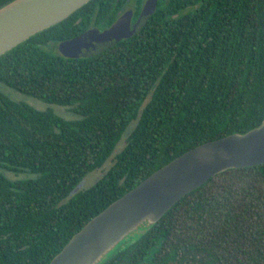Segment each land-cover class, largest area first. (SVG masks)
I'll return each instance as SVG.
<instances>
[{
  "label": "trees",
  "instance_id": "1",
  "mask_svg": "<svg viewBox=\"0 0 264 264\" xmlns=\"http://www.w3.org/2000/svg\"><path fill=\"white\" fill-rule=\"evenodd\" d=\"M127 2L89 0L0 55V81L47 102H76L82 116L69 121L0 92V168L36 175L10 179L0 169V264H47L154 170L264 118V0H158L140 29L94 54L54 49L111 25ZM132 121L104 176L72 193ZM191 250L212 264H264V163L210 177L103 264H165Z\"/></svg>",
  "mask_w": 264,
  "mask_h": 264
},
{
  "label": "water",
  "instance_id": "2",
  "mask_svg": "<svg viewBox=\"0 0 264 264\" xmlns=\"http://www.w3.org/2000/svg\"><path fill=\"white\" fill-rule=\"evenodd\" d=\"M89 0H11L0 7V55ZM157 0H145L134 22L125 10L109 27L59 42L67 57L94 54L140 29ZM264 163V118L244 131L198 144L154 170L90 218L47 264H103L138 239L181 197L230 168ZM81 188L79 183L72 191Z\"/></svg>",
  "mask_w": 264,
  "mask_h": 264
},
{
  "label": "rangeland",
  "instance_id": "3",
  "mask_svg": "<svg viewBox=\"0 0 264 264\" xmlns=\"http://www.w3.org/2000/svg\"><path fill=\"white\" fill-rule=\"evenodd\" d=\"M136 0H128L125 5V9H135ZM124 9V10H125ZM58 50L57 48H54ZM0 92L11 100L26 104L31 108L40 111H50L57 116H60L69 121H76L81 119V114L78 112L77 103H71L68 105H61L53 102L44 101L38 97H34L32 95L23 93L21 91L16 90L5 84L3 81H0ZM135 124V121H132L124 132L123 136L120 138V141L116 143L110 155L104 160V162L96 167L95 169L89 171L81 180V188H88L93 185L97 180L104 176L107 170L112 166L115 156L119 153L124 146L126 145V136L130 130V128ZM2 172L9 177L10 179H31L35 178L34 173H30L27 170L20 171H10L6 169H2ZM165 264H212L211 258L202 251L199 250H191L187 252H177L172 258L168 259Z\"/></svg>",
  "mask_w": 264,
  "mask_h": 264
},
{
  "label": "flooded vegetation",
  "instance_id": "4",
  "mask_svg": "<svg viewBox=\"0 0 264 264\" xmlns=\"http://www.w3.org/2000/svg\"><path fill=\"white\" fill-rule=\"evenodd\" d=\"M144 1H145V0H143V1L141 2V4H140L139 12H140V10H141V8H142V5H143ZM157 2H158V0H157ZM124 9H125V8H124ZM124 9L122 10L121 14H122L125 10H127V9H125V10H124ZM131 10H132V9H131ZM134 10H135V9L132 10L133 13H132L131 22H134V21L136 20V18H137V17H136V18L133 19V16H134ZM121 14H120V15H121ZM120 15H119V16H120ZM109 26H110V25H109ZM109 26H105V27H103V28H102V27H98V26H92V27H90V28L96 27V28H98V30H104L105 28H107V27H109ZM88 29H89V28H88Z\"/></svg>",
  "mask_w": 264,
  "mask_h": 264
}]
</instances>
